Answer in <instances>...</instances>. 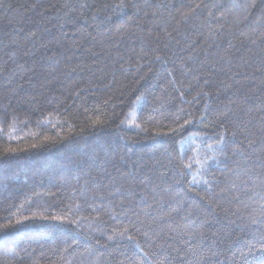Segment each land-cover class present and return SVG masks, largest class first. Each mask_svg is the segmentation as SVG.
Masks as SVG:
<instances>
[{
  "label": "trees",
  "instance_id": "16d2710c",
  "mask_svg": "<svg viewBox=\"0 0 264 264\" xmlns=\"http://www.w3.org/2000/svg\"><path fill=\"white\" fill-rule=\"evenodd\" d=\"M0 264H264V0H0Z\"/></svg>",
  "mask_w": 264,
  "mask_h": 264
},
{
  "label": "snow or ice",
  "instance_id": "6c2138e0",
  "mask_svg": "<svg viewBox=\"0 0 264 264\" xmlns=\"http://www.w3.org/2000/svg\"><path fill=\"white\" fill-rule=\"evenodd\" d=\"M187 123V122H186ZM57 219H60L59 217ZM119 235H123V233H120ZM113 237H109V239H112Z\"/></svg>",
  "mask_w": 264,
  "mask_h": 264
}]
</instances>
